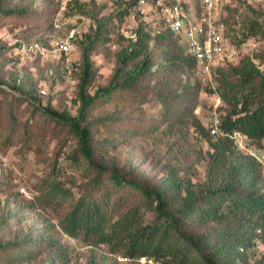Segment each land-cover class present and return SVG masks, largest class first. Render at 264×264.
I'll use <instances>...</instances> for the list:
<instances>
[{"label": "rangeland", "instance_id": "rangeland-1", "mask_svg": "<svg viewBox=\"0 0 264 264\" xmlns=\"http://www.w3.org/2000/svg\"><path fill=\"white\" fill-rule=\"evenodd\" d=\"M76 1L0 0V244L28 248L40 240L44 245L56 240L30 259L9 261L11 255L0 252V264H163L127 257L121 244L67 235L58 225V211L41 207L37 200V184L54 165L72 175L69 185L76 197L91 191L94 175H86L85 165L73 162L70 155L80 149L78 136L52 111L80 117L95 148L93 160L117 169L126 179L156 189L173 169L195 182L206 177L210 145L193 126L162 123L160 104L147 92L136 105L103 95V88L124 82L136 62L117 68V53L145 25L140 14L131 7L120 24L117 13L126 0H78L85 3V12L74 7ZM220 16L236 42L251 21L264 25V0H222ZM146 26L152 34L163 30L160 24ZM73 29V46L63 52L57 41ZM261 53L264 36L259 32L239 43L240 58L250 55L259 64L256 55ZM190 78L198 79L193 73ZM216 85L214 76L203 83L194 110L208 129L225 107L222 99L218 101ZM233 138L238 150L250 155L254 150L264 159V140L254 142L235 133ZM145 215L149 219L151 212ZM254 239L251 260L264 254V240Z\"/></svg>", "mask_w": 264, "mask_h": 264}, {"label": "trees", "instance_id": "trees-1", "mask_svg": "<svg viewBox=\"0 0 264 264\" xmlns=\"http://www.w3.org/2000/svg\"><path fill=\"white\" fill-rule=\"evenodd\" d=\"M126 2L117 13L120 24L133 6ZM74 5L85 12V3L77 0ZM162 28L155 34L146 25L138 28L135 40L117 53L119 70L136 61L133 68L124 82L103 88V95L136 105L147 92L160 104L162 123L193 126L210 145L205 180L195 182L176 169L164 174L156 189L126 179L117 169L93 160L95 148L80 117L52 111L78 136L80 149L70 155L73 162L84 164L86 175H94L91 191L76 197L69 185L72 175L54 165L37 184L39 205L58 211V225L67 235L121 244L130 258L163 264H264V254L251 260L249 253L254 238L264 240V170L254 156L237 149L232 137L237 131L254 142L264 140V53L256 55L259 64L246 55L214 68L216 91L225 106L221 127L227 133L214 136L194 113L204 90L200 79L190 78L196 60L178 36ZM258 32L264 36L263 23L251 21L237 44ZM146 212H151L149 219ZM55 243L40 240L28 248L0 244V252L11 255L9 261L30 259L37 249ZM17 245L22 246L19 251Z\"/></svg>", "mask_w": 264, "mask_h": 264}, {"label": "built area", "instance_id": "built-area-1", "mask_svg": "<svg viewBox=\"0 0 264 264\" xmlns=\"http://www.w3.org/2000/svg\"><path fill=\"white\" fill-rule=\"evenodd\" d=\"M129 1L133 2L132 8L140 14L145 25L160 24L180 38L186 52L195 58L194 73L203 83L213 80L214 68L232 62L239 56V45L233 40L234 32L220 16L222 0ZM75 38L73 29L57 41L59 49L69 52ZM218 101H221L220 97ZM210 131L214 135L227 134L218 116L213 119ZM234 133L242 135L237 131ZM249 152L264 165V159L254 150Z\"/></svg>", "mask_w": 264, "mask_h": 264}]
</instances>
